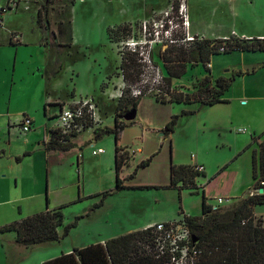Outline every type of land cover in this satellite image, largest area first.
Wrapping results in <instances>:
<instances>
[{
    "label": "rangeland",
    "instance_id": "374dc122",
    "mask_svg": "<svg viewBox=\"0 0 264 264\" xmlns=\"http://www.w3.org/2000/svg\"><path fill=\"white\" fill-rule=\"evenodd\" d=\"M171 1L60 0L59 2V0H55V8L53 11H49L50 22L57 38L60 39L61 37L59 30L71 29L74 42L72 47H65L64 50L62 48V52L59 54V67L61 68L58 70L59 77L51 85H54L58 94L64 98H67V93L70 94L73 91L76 99L84 97V93L88 91L97 100L101 97V88L103 90L108 88L109 92L115 91L116 93L119 84L120 90L129 89V95L132 98L135 97L132 90H146L147 96L143 97L139 103L133 125L127 126L122 131L118 142H120V146L127 147L128 150H141L140 154L135 153L136 161L153 157L151 164L147 168H139L132 179L127 178V175L132 174L134 170H131L130 167H124L120 171V180L124 188L117 191L115 189L113 135H104L97 139L94 148L96 146L103 148L105 154L92 156L87 141L93 137V132L92 130H85L81 133L75 140L76 145L73 147V152L79 157L83 154V158L79 159L78 182L77 174H74L77 169L74 157L71 161L73 172L65 165L59 166V169L51 167L49 177L50 179L60 177L66 182L73 180L74 185H71L73 190H69V192L73 193L75 198L78 193L83 197L78 203L62 209L63 224L66 225L74 221L77 216H82V218L77 221L75 227L70 229L68 236L62 239L59 244L48 249L57 247L82 248L88 243L104 238L110 232L120 230V228L139 227L143 222L157 218L168 217L176 220L181 217L177 216L181 209L185 213L188 212L189 216H200L201 194L192 195L184 191L179 199L175 190L161 188L169 183V166L186 165L192 157H196L203 163L210 179L215 176L219 169L237 162L236 167L240 172L239 182L243 185L242 189L236 195L232 190L228 196V190L233 182V174L221 175L208 187L209 198L215 205L216 200L213 199L220 197L225 201L220 207H230L239 198L238 196L243 194L241 192H245L243 196H246L248 190L252 188L250 186L244 190L247 188L248 182L249 159L247 156H243L240 160L235 161L243 153L240 151V146L244 138L242 136L244 134H238L235 131L246 129L245 122L253 121L259 109L251 103L243 107L239 105L240 95L243 92L241 81L231 83L229 90L224 95V99L232 100V103L229 106L219 108L227 110L225 125L220 129L213 125L204 127L200 121L205 117L204 113L213 111L210 110L211 107H205L201 110L205 112L200 111L197 115L182 116V110H193L194 106L162 104L152 97L160 91L165 92L166 85L162 79L160 80L161 76L164 77L165 72L158 62L157 51L154 52L155 54L152 55L151 59L148 57V52L154 45L149 40L148 30L147 35L143 34L141 24L145 22L147 29H151L153 23L163 16L162 11L169 8ZM28 2L27 0L20 2L19 8L15 12H11L10 20H6L7 23L5 24L3 21L2 26L21 31L29 42L35 43L39 37L44 39L46 35L37 26L33 7L28 5L31 9L29 10V7L24 10V5L30 4ZM42 2L43 0L40 3ZM214 7L218 10H212ZM218 7L216 0H187V10L191 18H195L202 25L208 22L205 20L211 17L213 22H220L223 25L222 30L227 37L233 36L231 32L234 30L237 37H240L241 32L251 34L253 29L256 30L255 33L264 32V0H245L239 4L238 2L235 4H227L226 2L222 3L220 8ZM5 15L2 18L7 17ZM174 21L179 23L175 18ZM122 26L128 28L129 35L119 33L118 42L112 44L107 39L108 28ZM172 36L179 45L185 44L187 48L191 42L186 38L188 36L195 37L189 33V29L183 31L180 28H176ZM50 38L51 36L48 34V40ZM200 38L202 37H198V39ZM130 42L137 44L127 46ZM50 43L48 42L47 47ZM165 49V45L161 46L159 53L162 54ZM125 51L134 52L137 57L150 60V64L142 62L143 66H141L140 71L143 76H141L142 80L139 83H124L122 81L121 71L118 67L120 65V52ZM251 61H264V53L241 54L236 52L214 55L210 58L213 74L224 76V78H230L234 70L243 69V62L247 64ZM155 62H158L159 77L155 75L156 67H153L156 65ZM209 70L211 71V69ZM199 75L202 77L208 75L201 64L188 66L185 74L172 81L171 90L178 91L182 88L185 93H191L192 84L195 82L196 76ZM246 90L247 94L251 93V89L247 88ZM19 104V101L13 102V106ZM263 105L264 103L260 104L262 111H264ZM115 106L116 101H104V103L99 104V115L103 123L101 128L113 127L114 120L111 114L115 110ZM173 117L177 118L173 132L166 136L164 134L165 125ZM245 135L248 134L245 133ZM57 169L63 175L56 176L54 172ZM43 171L45 190L47 186L45 168ZM66 171H70V174H65ZM203 180H206V177ZM145 186L153 188L133 189ZM107 192L109 195L102 199V195ZM90 195H94V198H88ZM99 203L102 204V207L96 208L95 206ZM93 205L94 209H92ZM255 212L264 218V205L257 206ZM30 251L32 250H27V253ZM28 257L15 258L11 260L10 264H21ZM0 264H4L1 259ZM179 264L188 263L181 261Z\"/></svg>",
    "mask_w": 264,
    "mask_h": 264
},
{
    "label": "crops",
    "instance_id": "0c3cea01",
    "mask_svg": "<svg viewBox=\"0 0 264 264\" xmlns=\"http://www.w3.org/2000/svg\"><path fill=\"white\" fill-rule=\"evenodd\" d=\"M6 0L0 2L4 4ZM21 2L23 0H20ZM30 4L24 5L29 8L33 7L34 15H36L37 26L43 32L45 38L41 39L40 37L36 40L35 43L29 42L26 37L22 34L21 31L15 28H5V26L0 27V227L8 225L12 222L21 220L27 216H31L36 213H40L46 211L47 209H56L62 205H66V207L71 204L78 203L82 200L81 194L78 193L77 197H73V193L69 192V190H73V180L65 179H50V168H58L59 166L63 167L67 166L69 169L72 168L73 163H71L73 157L76 159L77 169V182L79 180V159L83 158V154L80 157L74 153V148L70 149L67 152L53 151L47 149V144L51 139V133L54 128V118L59 111V105L63 103L70 102L75 98V93L72 91L70 94L67 93V98L64 96H60L57 92L56 87L51 84L58 79L59 72V54L62 52V48L64 50L65 47L73 46L72 32L71 29L59 30L60 39L57 38L56 33L52 28L50 22V12L55 8V3L51 4L50 10L48 8L47 18L49 24H47L44 20L45 15L41 11L42 3L41 0H27ZM219 7L222 3H230L235 4L236 2L241 3L245 0H216ZM247 1V0H246ZM60 2V0H59ZM58 2V3H59ZM30 5V6H28ZM237 6V5H236ZM19 8V7H18ZM17 8V9H18ZM15 9V10H17ZM31 7L29 8V10ZM15 10L6 12L5 16L2 18V22L7 23L6 20H10L11 12H15ZM130 11V9H128ZM212 10L217 11L216 7ZM50 11V12H49ZM60 13V12H59ZM189 15V14H188ZM49 16V17H48ZM7 18V19H6ZM6 21V22H5ZM201 25V23L197 22L195 18H191L189 15V33L194 36L202 37L210 40L217 39H226L222 27L223 25L220 22H213L211 17ZM61 24V23H60ZM252 30V29H251ZM255 29L252 30L251 34H245L241 32L239 38L242 39H261L264 38V32L255 33ZM63 32V33H62ZM233 36L237 37L235 30L231 32ZM48 34L51 36L50 40H48ZM63 37V38H62ZM62 38V39H61ZM108 39V37H107ZM48 42H51L48 46ZM113 44V43H112ZM236 53V52H232ZM241 54L244 53H264V52H239ZM231 54V53H230ZM243 69L232 71L231 83H235L237 81H241L243 92L240 95L239 105L241 107L251 103L258 107V114L256 112V116L253 121L248 120L245 122L246 129L243 128L244 132L239 133L237 130L235 131L238 134L242 135L243 141L240 146V151H242V155L235 161L240 160L243 156H247L249 159L248 165V182L247 188L252 187L248 190V194L243 196L245 192H241L239 198L235 201L244 199L248 197L249 193L255 188V180L252 178V166H251V158L253 151L258 153L259 151V143L262 138H259V135L264 132V111L261 110L260 104L264 103V61H251L246 64L243 62ZM209 70V76L212 80L216 78L223 77L221 75L213 74V65L212 63L207 64ZM250 67V68H247ZM241 73V74H238ZM72 75V74H71ZM196 78H202L201 75L196 76ZM226 77V79H230ZM230 83V86H231ZM221 96L223 102L216 103L211 106L201 105L198 102L183 104L187 106H194L193 110H182L186 114H181L182 116L187 115H197L202 109L205 107H211L213 111H209V113H204L205 117L201 119L202 125L204 127H209L213 125L214 127H220L225 125V117H227L226 109H219L223 106H229L232 103V100L224 99L225 93ZM107 88V86H105ZM247 88L251 89V93L247 94ZM118 89H120V84ZM105 90V89H104ZM101 88V97L97 100L90 94V92L84 93V97H80V99H91L96 105L99 107V104L109 101H116L118 98L115 97L116 93L109 92L108 88L104 91ZM19 101V105L13 106V102ZM262 102V103H261ZM139 106V105H138ZM264 106V105H263ZM116 107V106H115ZM114 107V108H115ZM138 109V108H137ZM114 111L111 116H114ZM181 112V113H182ZM205 112V111H201ZM27 116L32 121V129L27 134H21L17 129L12 128L10 126L18 122L22 117ZM212 116V117H211ZM212 121V122H211ZM214 122V123H213ZM129 124L128 126L133 125ZM103 124V123H102ZM249 129V132H248ZM248 134V135H245ZM78 138L75 137L70 142L73 147L76 145L75 140ZM252 139H256L253 141ZM95 140V143H94ZM97 143V140L92 137L88 139L87 145L91 148V151L94 149H102L105 154V150L99 146L94 148V145ZM117 147L121 153L128 155V161L123 165L124 167H130L131 170H134L133 173L137 174V170L139 169V164L144 161H136V154L130 155L126 151H128L127 147L120 146V142L117 143ZM123 148V149H122ZM115 149V143H114ZM131 150V149H129ZM139 150V149H138ZM239 151V152H240ZM119 152V155H120ZM237 152V153H239ZM115 153V151H114ZM141 153V150L137 152ZM98 156V155H97ZM115 156V154H114ZM251 156V158H250ZM153 157V156H151ZM152 162V159H151ZM149 163V165L151 164ZM115 163V157H114ZM237 162L227 165L213 176L211 179L208 176V172L205 169L202 162L196 157H192L186 165L189 166H202L203 172L202 176L196 179V188L193 193L189 190H182V192L187 191L190 194H201V202L202 197L205 198V203L209 206H215L208 194V187L215 182L221 175L225 174H233V185L231 183L230 189L228 190V196L232 193L236 195L239 193L240 189H242L243 185L240 184V172L236 167ZM148 165V166H149ZM147 166V167H148ZM171 166V165H170ZM169 166V170H170ZM145 167V168H147ZM46 173L47 186L44 190V180L43 173ZM59 169V168H58ZM58 169L54 174L56 176L63 175V173L58 172ZM121 169V170H122ZM71 172L72 169H71ZM115 172V171H114ZM132 173V174H133ZM65 174H70V171H66ZM131 175V174H130ZM130 175H127V178L130 179ZM206 180H203L205 179ZM120 179V172H119ZM60 180V181H59ZM124 181V180H123ZM61 182V184H60ZM76 182V183H77ZM169 184V183H168ZM72 185V186H71ZM69 186V188H68ZM68 190V191H67ZM175 190V189H172ZM264 191L263 189H261ZM119 191V190H117ZM177 192V190H175ZM72 194V196H71ZM178 194V193H177ZM91 196V195H90ZM88 196V198L90 197ZM80 200H77V199ZM220 197H217L213 200H217ZM210 200V201H208ZM234 201V202H235ZM102 207V204L99 207ZM255 206L253 208L254 216L260 217L262 219L263 216L257 215L255 212ZM182 210V209H181ZM189 216L188 212H184L182 210V214L178 213L177 216ZM180 219V217L178 218ZM176 219V220H178ZM170 218H157L152 220H147L143 222L139 227H130V228H120V230L110 232V234H106L104 238H99L92 243H88L87 245L94 243H104L106 240L116 237L122 234H126L129 232L141 230L149 227L154 223L159 222H171L176 221ZM103 237V236H99ZM15 235L12 232L0 234V259L4 264L11 262V260L15 258L23 259L24 257L29 256L25 262L21 264H42L44 261L53 259L63 253H69L75 248H53V249H32L29 253L27 250L19 247L15 241ZM59 244V243H58ZM84 245V246H87ZM83 246V247H84ZM32 252V253H31ZM31 253V254H30ZM30 254V255H29ZM30 261V262H29Z\"/></svg>",
    "mask_w": 264,
    "mask_h": 264
},
{
    "label": "trees",
    "instance_id": "16d2710c",
    "mask_svg": "<svg viewBox=\"0 0 264 264\" xmlns=\"http://www.w3.org/2000/svg\"><path fill=\"white\" fill-rule=\"evenodd\" d=\"M55 0H43L41 11L45 15V22L49 24L47 13L48 8ZM126 26L108 28L107 37L111 43H117L119 33L129 35ZM187 48L185 44H168L166 49L161 50L160 45H155L149 54L151 59L155 51L165 72L162 81L166 85L165 92H158L153 95L157 102L162 104H190L198 102L201 105L211 106L223 102L221 96L230 86L231 80L223 77L212 80L209 75L196 78L192 84V92L185 93L182 88L178 91L171 90V83L174 79L185 74L188 66H198L201 64L209 74L207 64L210 58L219 54H230L232 52H264V39H242L230 36L226 39H197L190 41ZM222 49V51L220 50ZM136 53L120 52L121 78L124 83L141 82L142 73L140 71L143 63ZM158 62H155L158 67ZM241 74V73H238ZM129 89H123L122 95L117 100L113 116V127H98L93 132L94 139H99L104 135H113L115 143V189L121 190V180L119 172L128 161V156L119 155L117 143L122 131L131 122H125L123 117L132 110H137L143 97L147 96L146 90H142L137 97H130ZM181 114H186L182 112ZM177 117V116H176ZM176 117L171 118L165 125L164 134L166 136L173 132ZM121 119V120H120ZM75 138V137H74ZM262 138L259 143V151H253L251 158L252 178L255 180V188L264 190V132L259 135ZM255 141L256 139H252ZM66 139L60 142L59 137L53 131L51 139L47 144V149L53 151L67 152L73 148ZM152 157L142 161L138 168H145L151 162ZM225 167V166H224ZM135 173L130 175L134 178ZM202 176V172H197L194 166L179 165L170 166L169 184L161 188L177 190L180 199L182 190H189L192 193L197 190L196 179ZM263 182L259 186V182ZM153 187H135L133 189H151ZM159 189V187H156ZM109 195L104 193L102 199ZM89 198H94L91 195ZM77 200H80L79 198ZM102 202V200H101ZM99 203L95 207H99ZM264 205V191L262 194H254L244 199L232 203L230 207L213 208L205 203L202 197L201 214L198 217L183 215L185 225L189 234L195 239L190 241V245L199 250V256L194 264H264V219L254 216L253 208ZM62 205L56 209L27 216L21 220L12 222L0 227V234L12 232L15 235V243L26 250L48 249L58 244L68 236L71 228L75 227L77 221L82 216H77L74 221L64 225ZM94 209V205L92 207ZM182 214V210L179 212ZM155 233L152 228L129 232L116 237H112L102 243H94L82 248H75L69 253H63L53 259L44 261L42 264H170L171 254L169 245L166 244L164 253L158 255L155 248Z\"/></svg>",
    "mask_w": 264,
    "mask_h": 264
},
{
    "label": "built area",
    "instance_id": "2783aa9c",
    "mask_svg": "<svg viewBox=\"0 0 264 264\" xmlns=\"http://www.w3.org/2000/svg\"><path fill=\"white\" fill-rule=\"evenodd\" d=\"M20 0H6L4 4L0 5V27L2 26V16L8 12L15 10L19 7ZM27 9V7H25ZM163 16L158 21H155L151 29H147L145 22L141 24L142 32L144 35L150 37L151 44L166 46L168 44L177 43L172 37L173 31L176 28H180L183 31L189 29V15L187 10V0H172L167 10L162 11ZM176 14V16H174ZM179 21L176 23L174 18ZM198 38L188 36L186 40L193 41ZM203 39V38H200ZM137 43H131L127 46H135ZM153 46V47H154ZM151 47V49L153 48ZM222 51V49H220ZM151 51V50H150ZM148 52V57L149 53ZM141 62L149 63L150 60L141 58ZM156 67V66H153ZM148 68V67H147ZM160 70L158 67L155 68V75L159 77ZM143 76V74H142ZM163 77H160V80ZM156 82H159L156 80ZM137 90V89H136ZM132 94L137 97L140 95V90H132ZM117 98L122 95V90L117 89L115 94ZM99 108L91 99H73L70 102L59 105V111L54 118L53 131L59 137L60 142L66 139L72 140L74 137L79 136L85 130H94L95 128L101 127L102 119L99 115ZM15 128L21 134H27L32 129V121L29 117L24 116L15 124L10 126V129ZM237 132H244L243 129H238ZM139 150H128L126 151L130 155H134ZM103 153L102 149H94L91 151L92 156H97ZM124 153L120 152V156ZM128 156V155H127ZM129 157V156H128ZM194 169L197 172H203V167L195 165ZM263 182H259V186H262ZM260 188L253 189L248 196L254 194H262L259 192ZM224 199L218 198L216 205L212 206L214 209L221 206L224 203ZM155 233V248L158 255L164 253L165 245H169V252L171 254L170 264H179L181 261H186L188 264H194L195 259L199 256V250L194 246L190 245L192 236L185 225L183 216L176 221L171 222H159L149 226ZM175 250L179 253H175Z\"/></svg>",
    "mask_w": 264,
    "mask_h": 264
},
{
    "label": "water",
    "instance_id": "95a60500",
    "mask_svg": "<svg viewBox=\"0 0 264 264\" xmlns=\"http://www.w3.org/2000/svg\"><path fill=\"white\" fill-rule=\"evenodd\" d=\"M135 117H136V110H132V111H130V112H128L124 117H123V120L125 121V122H131V121H133L134 119H135ZM259 192L260 193H263V191L260 189L259 190ZM192 239V243H194L195 242V239L192 237L191 238Z\"/></svg>",
    "mask_w": 264,
    "mask_h": 264
}]
</instances>
